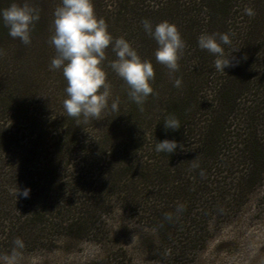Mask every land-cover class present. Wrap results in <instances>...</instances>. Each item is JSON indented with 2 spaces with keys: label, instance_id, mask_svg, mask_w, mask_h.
Masks as SVG:
<instances>
[{
  "label": "trees",
  "instance_id": "obj_1",
  "mask_svg": "<svg viewBox=\"0 0 264 264\" xmlns=\"http://www.w3.org/2000/svg\"><path fill=\"white\" fill-rule=\"evenodd\" d=\"M12 3L37 9L39 20L27 45L0 22V256L11 253L17 238L27 249L58 236L79 238L85 211L113 192L123 208L147 214L161 233L175 235V217L156 209L171 203L154 205L156 198L150 203L142 191L157 187L213 206L264 175V0H92L111 36L150 61L154 76L152 93L138 106L108 66L115 59L110 45L102 63L109 106L87 122L66 114L62 70L49 68L56 54L51 6L61 0H0V9ZM143 20L168 21L179 31L185 48L171 75L156 61ZM203 33L229 34L231 43L222 47L236 66L217 71L216 57L197 46ZM168 117L179 129L164 128ZM162 140L176 141V150L157 152ZM16 186L30 188L29 197L16 198Z\"/></svg>",
  "mask_w": 264,
  "mask_h": 264
},
{
  "label": "rangeland",
  "instance_id": "obj_2",
  "mask_svg": "<svg viewBox=\"0 0 264 264\" xmlns=\"http://www.w3.org/2000/svg\"><path fill=\"white\" fill-rule=\"evenodd\" d=\"M58 6L52 5V11ZM133 183L141 184L138 179ZM165 185L173 188L174 183ZM152 189L142 191L144 197L150 203L156 198L154 205L171 203L156 209L175 217L177 234L161 233L147 214L123 208L115 192L106 193L102 206L85 211L79 238L58 236L43 247L18 249V264H264L263 174L238 197H231L232 190L228 198L222 195L214 201L217 206Z\"/></svg>",
  "mask_w": 264,
  "mask_h": 264
},
{
  "label": "clouds",
  "instance_id": "obj_3",
  "mask_svg": "<svg viewBox=\"0 0 264 264\" xmlns=\"http://www.w3.org/2000/svg\"><path fill=\"white\" fill-rule=\"evenodd\" d=\"M248 16L254 15L251 8L244 10ZM39 20L37 9L27 3L18 5L12 3L6 9H0V22L8 28V35L19 39L21 43H30L31 29ZM143 29L156 43L154 52L158 63L164 65L171 75L178 70V60L183 53L185 43L174 24L161 21L153 25L143 20ZM53 35L50 43L54 46L55 56L51 59L50 70H62L66 81L64 89L66 98L63 108L69 117L97 118L108 105L111 96V85L106 82V72L102 67L105 61V49L111 45L115 59L109 62L111 70L127 85L129 98L138 106L142 105L153 89L150 81L154 73L151 62L141 60L136 50L123 37L113 38L107 30L102 18H97L92 0H61L53 11ZM231 43L227 33H203L197 38V46L207 50L216 58L214 67L217 71L225 73L224 69L236 66L232 63L234 58L225 56L223 45ZM238 63V61H237ZM181 81L176 78L174 87H179ZM119 98L112 100L110 108L113 112L118 110ZM165 129L173 131L179 129V122L174 117H168L163 124ZM177 148L174 140L157 142V152L173 153ZM30 188L18 189L15 196L28 198ZM182 206H178L180 210ZM170 218V214H165ZM14 247L10 254L0 256V264H18L19 252L24 248L19 238L13 241Z\"/></svg>",
  "mask_w": 264,
  "mask_h": 264
}]
</instances>
